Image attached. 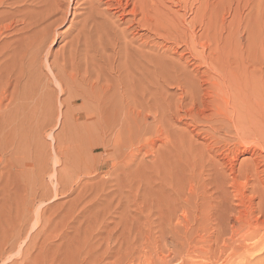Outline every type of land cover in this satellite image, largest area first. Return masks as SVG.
Wrapping results in <instances>:
<instances>
[{"label":"bare ground","instance_id":"obj_1","mask_svg":"<svg viewBox=\"0 0 264 264\" xmlns=\"http://www.w3.org/2000/svg\"><path fill=\"white\" fill-rule=\"evenodd\" d=\"M216 2L158 0L155 2L156 6H153L152 0H0V107L8 102L7 106L14 105L18 113L27 107L29 96H26V92L29 91L26 90L35 78L36 70L31 75V69L34 70L35 67L44 72V78L46 77L48 81L51 77L58 86L57 89L59 88L60 93L64 95L66 88L64 89L65 85H62L60 80L69 67L78 68L82 61L88 62L89 59L95 63L94 65L100 66L102 60L106 66L104 77L99 68L100 75H96V82L89 84V88L86 85L90 90L89 94L82 96L84 103L90 104V107L86 108H92V111H88L84 117H81L83 113L79 112L75 118L76 120L80 117L84 118L85 123L88 121L99 131L95 130L100 133L98 142L100 144L98 146L95 144L96 148H115L114 152L117 148H164V152L165 148H175V150L193 148L190 171L186 177L180 178L179 186L173 187L167 182L164 184L158 181L156 192L160 194L158 198H161L163 203L157 204L159 199L156 198V201L151 202L153 210H158L157 212L160 213L163 208L160 206L168 205V197L172 196V204L174 202L179 209L191 215L190 220L193 223L209 224L216 211H219L217 209L222 202L221 199L225 200L227 193H232L241 204H245L243 201L245 191L251 189L255 192V189H259L262 194L256 197L255 200L258 202L255 203L253 200L252 204L250 203L252 208H248L247 212L243 211L245 216L242 210L240 212L235 207L229 208V212L233 214L235 221L242 223H244L242 217L247 218L246 215L252 214L254 208L257 212L262 211L263 218L264 0H221L218 2L219 7L221 4L222 6L226 4L225 8L228 9L227 13L222 14L221 20L217 18L220 21L215 24L212 18L208 19L207 9L209 6H215ZM165 4H169V7L167 5V8ZM173 7H178L183 12L180 19L175 18L178 14L170 12ZM219 7L217 11L221 14ZM221 10L224 8L221 7ZM76 11L77 15H75ZM154 12L158 15V19L155 15L154 18ZM70 15L73 17L67 33L73 29L74 35L63 44L62 51L67 53L64 52L65 55L60 62L56 61L55 56V61L50 63L52 45L58 40L62 41L66 35L59 33L57 28L66 23ZM186 16L190 17L189 21ZM216 26L222 32H227L225 37L221 33L216 38V33L214 34L216 39L226 42L227 50L223 46L224 50L218 51V42L217 45L213 44L216 45V49L215 46L211 48L209 45L212 39L210 31ZM151 33L163 38L164 42L171 43V47L168 44L164 47L169 56L164 53L158 55L150 41ZM138 40L141 41L139 45H137ZM159 45L154 44V47ZM197 47L203 51L198 52ZM178 50L181 52L178 53ZM171 55L176 56L175 59ZM200 55L203 61L196 65V61L201 60L198 59ZM58 57L61 58L60 52ZM90 61L87 63L88 68L85 63V68L91 69ZM189 62H192L193 66L196 65L190 71L187 69ZM97 69L98 67L96 71ZM57 70L63 73L62 75L59 73L61 79ZM92 74L90 76L94 78ZM76 75L73 79L77 78ZM81 80L76 81L78 86ZM73 84L76 85L75 82ZM166 85L170 87L174 85L178 91L180 90L179 99L176 98L175 102L172 100L174 104H171L172 101L169 103L170 100L166 103L167 99L165 100V96L162 95ZM87 88L83 90L86 89L84 90L86 92ZM229 88L235 90V96L229 94ZM30 93H33L32 90ZM259 94H262L260 98L263 101L262 108L255 100ZM251 102L255 106L258 105V109L247 108L246 104ZM148 111L152 115L149 123L146 118L147 113L144 114L145 117L142 116ZM21 113L23 112H20V115ZM178 125H183L184 128L179 129ZM198 140L202 142L197 143ZM157 143L160 145L157 146ZM197 148L202 149L197 150ZM114 152L113 155L116 153ZM241 154L248 155V158L242 160L236 167ZM169 157L171 158L170 155ZM176 157L181 159L180 154L176 153ZM218 176H222L219 177L221 179L219 181ZM241 180H244L245 184L242 185ZM221 211L225 209L221 208ZM262 223L264 225V221ZM238 224L237 227L240 225ZM248 224L251 225L250 222ZM215 230L217 231V228ZM232 234L234 235V233L230 235ZM247 235L253 238L256 233L253 231ZM184 238L188 239L189 235H185ZM25 258L26 255L22 259Z\"/></svg>","mask_w":264,"mask_h":264},{"label":"rangeland","instance_id":"obj_2","mask_svg":"<svg viewBox=\"0 0 264 264\" xmlns=\"http://www.w3.org/2000/svg\"><path fill=\"white\" fill-rule=\"evenodd\" d=\"M156 1L158 2V0H152L153 6H156ZM214 1L218 3L221 0ZM216 3L214 4L216 8L209 6L207 9L208 19L212 18L215 24L219 23L222 14L227 13L228 9L225 8L226 4L223 6L221 4V7L224 8L221 10L220 3L218 5ZM167 5L169 7V4ZM217 7L221 14L217 11ZM77 11L75 15H77ZM170 12L178 14L179 17L178 15L174 16L177 19L183 15L178 7H173ZM154 15L156 19L159 18L155 12ZM72 17L70 15L68 21L57 28L59 33H66V35L62 41L58 40L52 45L50 63L54 62L56 57V61L60 62L62 56L67 53L62 51V47L74 35L73 29L67 33ZM216 28L210 31V37L214 40L210 38L209 45L211 48L215 46L214 49H216L218 42V51L227 50L226 42L216 39L221 33L223 37L227 36V32H222L218 26ZM215 33L216 38L214 37ZM150 35L151 44L158 55L164 53L169 56L164 47L168 45L171 47V43L164 42L163 38L157 37L154 33ZM137 42V45L141 43L139 40ZM159 42H161L160 45ZM154 44L159 47L155 48ZM164 44L166 45L163 46ZM213 44L216 45L213 46ZM223 46L224 49H222ZM178 51V53L181 52V50ZM197 51L202 52L203 50L197 47ZM262 51L264 52V45ZM59 52L61 58L58 57ZM206 56L205 54L204 57ZM171 57L175 59L176 56L171 55ZM200 57L198 59L201 60H197L196 65L203 61L202 55ZM89 61L84 63L82 61L78 68H73L75 72L77 69V75L71 67L67 68L69 71L66 70L67 77L72 75L70 77L72 79L69 78V80L65 74L57 70L60 79L63 74V79L60 81L62 85H65V91L68 90L63 92L64 95L60 93L59 88L57 89L58 86L51 80V77L48 81L46 77L44 78V72L39 71L40 69L37 67L34 70L31 69V75L35 73V70L37 72L26 90L29 91V93L26 92V96H29L27 97L29 103L27 102V107L22 111L19 110L23 113L20 115L14 105L7 106L8 102L0 107V264H96V262L97 264H115L116 261L117 264L119 262L120 264H166V261L167 264H264V225H262L264 216L262 218V211L258 210L257 212L254 208V212L244 218V212H247L248 208H252L253 200L262 194L259 189H255V192L251 189L245 191L243 196L245 204H241L240 200L232 193H227L225 200L221 199L222 202L217 209L219 211H216V217L212 218L214 222L211 221L212 224H196L190 220L191 215L179 209L174 202L172 204L173 198L170 195L167 200L169 201L168 205L160 206L163 207L160 213L151 207V202L160 195L157 193L158 191L156 192L159 182L164 184L167 182L169 185L177 187L180 180L187 176L193 159L191 154L193 148H177V150L165 148V152L164 148H117L116 153L113 151L115 148H96L95 144L97 146L100 144L98 143L100 133H97L99 131L88 121L85 123L86 120L81 118L88 111H92V108H86L90 107V104L88 102L85 104L82 98L89 94V84L96 82V75H100L99 68L104 77L106 66L102 60L100 66L94 65L95 63L90 61L91 69H87ZM85 63L87 68H85ZM191 64L192 62L187 63L189 71L196 66ZM95 66L98 67L97 71ZM86 72L91 74L93 72L94 78ZM74 73L78 81L83 79L79 82V86L78 81L73 79V77L75 78ZM74 82L76 85L73 84ZM166 86L169 88L166 89ZM166 86L164 89L167 93L165 90L162 93L165 100L167 99L166 103L169 100V103L172 100L177 101L180 97V90L178 91L174 85ZM83 88H87V91L85 92L86 89L83 90ZM31 90L34 94L30 93ZM80 90L84 92L81 93ZM229 90V94L235 96V90L230 88ZM262 94H259L255 99L258 105L260 103V108L264 101L260 100ZM18 102L23 103V101ZM246 105L247 108L258 109V105L255 106L253 102ZM79 112L83 114L80 119L76 120ZM146 113L149 123L152 115L148 111L144 112L142 116ZM178 126L179 129L184 128L183 125ZM200 141L198 140L197 143L202 142ZM159 145L160 143H157V146ZM201 149L197 148V150ZM176 153L181 155V159L176 157ZM109 154H112L111 157H108ZM245 158L247 159L248 155H239V163L236 167ZM219 177L222 176H218V181L221 180ZM161 179L165 182H162ZM241 181L239 182L241 183ZM243 183L245 184L244 180L242 185ZM154 189L155 191H153ZM158 199L157 204L163 203L161 198ZM262 205L264 206V203ZM234 207L238 208L240 212L242 210V214H244L242 219L246 223L245 225L235 221V217L233 218V214L229 212V208L233 209ZM221 208L225 211H221ZM249 222L251 225L248 224ZM222 229L228 231L223 230L222 232ZM253 231L256 233L257 239L255 236L248 237L247 234L253 233ZM213 233L216 235H212ZM231 233H234L236 237L233 234L230 235ZM185 235H189V238H184ZM242 235L245 236V239L241 237ZM211 236L215 238L212 239ZM211 253L212 255H210ZM25 255L26 258L22 259ZM117 257L119 260H115L118 259Z\"/></svg>","mask_w":264,"mask_h":264}]
</instances>
